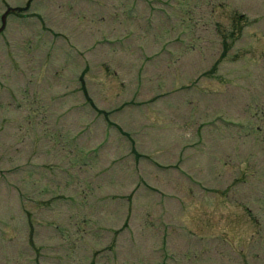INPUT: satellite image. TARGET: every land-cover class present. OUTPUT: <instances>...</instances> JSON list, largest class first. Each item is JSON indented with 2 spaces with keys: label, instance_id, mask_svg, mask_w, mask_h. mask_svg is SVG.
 Masks as SVG:
<instances>
[{
  "label": "rangeland",
  "instance_id": "374dc122",
  "mask_svg": "<svg viewBox=\"0 0 264 264\" xmlns=\"http://www.w3.org/2000/svg\"><path fill=\"white\" fill-rule=\"evenodd\" d=\"M0 264H264V0H0Z\"/></svg>",
  "mask_w": 264,
  "mask_h": 264
}]
</instances>
